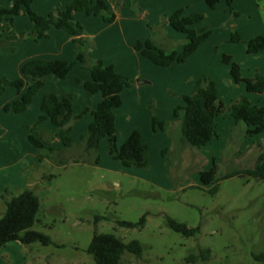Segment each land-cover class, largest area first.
Listing matches in <instances>:
<instances>
[{
  "label": "rangeland",
  "instance_id": "rangeland-1",
  "mask_svg": "<svg viewBox=\"0 0 264 264\" xmlns=\"http://www.w3.org/2000/svg\"><path fill=\"white\" fill-rule=\"evenodd\" d=\"M49 1L34 0L33 6L42 9L43 16L64 7H47ZM177 1L183 3L180 8H183L184 15L190 13L188 4L182 0ZM109 2L110 6L113 4V12L123 13L124 21L127 22V25L124 23L127 36H136L142 40L150 38L164 49L181 51L185 36L167 22V17L178 8L170 5L168 0H126L125 4L123 0ZM222 14L221 11H209V15L203 14L202 22L192 26L206 27L210 31L209 37L196 53V60L204 62L206 75L217 79L220 96L224 90V93L231 90L224 80V76H230V73L229 66L222 62V54L233 51L239 56L242 50L246 52V43L230 42L225 37ZM259 15L256 18L258 25ZM23 18L31 22L26 15ZM94 18L77 12L74 23H79L82 29L86 27L90 32L108 25L101 18L102 26L98 28ZM238 22L241 23V20ZM110 28L98 32L101 37L96 39V46L88 47L83 43V50L103 56V63L114 61L121 55L129 56L121 34L114 30L115 27ZM11 29L16 37L8 38L10 31L5 29L1 38L4 44L0 45V77L8 80L19 76L18 65L22 59L27 60L48 51L49 44L53 46V40L48 43L45 39L34 40L29 35L32 30L24 32V37H19L20 32L13 29V26ZM70 44L76 47L73 41ZM190 62L185 66L189 67ZM241 65L244 62L241 61ZM75 67L83 70L76 63L70 71L73 76ZM225 67L228 69L226 75L222 72ZM154 68L161 72L166 70L156 65ZM144 71L146 74L152 73ZM243 71L245 74L247 65L243 66ZM154 78L155 85H146L150 90L148 95L153 99L147 100L142 106L135 103L138 115H134L131 121L119 117L116 125L118 146L130 135L129 128L135 127L132 131H139L136 129L138 127L141 129L140 133L149 147L147 168L125 167L120 161L114 160L109 155L107 137L101 139L96 153L84 151L82 136L92 121L93 110L84 112L86 107H81L79 99L74 113L80 117L71 124L73 145L64 148L56 137L58 128L49 119L38 122V129L31 131V125L42 114L41 102L34 99L23 113L5 111L6 104H2V101L16 97L17 90L8 85L0 91V134L5 129L15 134V139L7 134L6 139L0 140V164L9 158L11 152L14 155L10 147L15 146V141L18 152L27 153L32 150L37 155L36 166L40 167L35 172H42L47 177L42 193L39 194V219L33 229L53 241V244L47 246L39 242L30 245L18 241L8 242L0 249V264H96L86 249L92 236L99 233H112L125 242L136 239L142 244V256L138 258L125 252L122 264H264L263 260L254 258V255L264 254V180L248 176L222 179L214 194L209 192L213 184H203L200 180V172L212 167L218 178L232 170L253 168L258 156L264 152V130L246 135L244 124L236 123L230 112L224 110L216 117V134L210 143L199 148L181 145L180 127L175 123H169L168 131L157 130V133H153L151 124L148 126L144 120H140L142 113L156 112V108L164 111L163 107L171 98L164 88V76L156 73ZM57 80L59 89L74 86L71 79ZM237 84L245 90L243 83ZM47 87L56 89V83L48 81ZM47 87H43L38 94L42 96ZM71 94L75 101L76 95L74 92ZM252 101L256 103V98ZM127 108L130 109V106L127 105ZM140 111L142 113L139 114ZM31 132L54 150L40 148L29 141L28 135ZM11 141L13 145L9 146ZM96 154L97 163L94 160ZM38 185L35 186L37 190L40 189ZM143 215L145 222L142 227L129 228L117 224V221L122 220L138 222ZM96 216H104L105 219L96 220ZM166 216L189 227H198V232L194 236L185 237L169 227ZM200 248L210 250L209 259L189 260V256L197 254Z\"/></svg>",
  "mask_w": 264,
  "mask_h": 264
},
{
  "label": "trees",
  "instance_id": "trees-1",
  "mask_svg": "<svg viewBox=\"0 0 264 264\" xmlns=\"http://www.w3.org/2000/svg\"><path fill=\"white\" fill-rule=\"evenodd\" d=\"M11 7L0 6V45L5 29L9 30L8 38H15L16 35L11 29L13 17L21 12L25 13L33 23L30 36L39 40L47 35L51 27L62 29L73 36L72 41L77 48L75 60L72 62L63 59H42L35 58L24 62L20 67L19 78L8 80L0 77V91L11 85L16 88L19 97L8 102L4 106L5 111L14 113L23 112L33 101L36 93L43 87V79L47 75H55L65 78L72 67L78 63L82 68L90 71V79L85 81L83 86L89 93H101L102 99L96 109L91 111L92 121L88 125L87 132L82 136L84 151L96 153L102 138L107 137L109 143V155L123 166H134L147 168L149 165V148L143 143L139 131L134 130L120 146L116 140L115 109L122 105L121 92L124 88L132 86L135 81L118 73L112 64H105L100 59H90L83 50V40L78 36L81 26L74 23V13L83 11L86 15L100 16L106 23L115 20L116 14L110 10L106 0H70L63 8L49 12L46 16L37 14L32 9L33 0H10ZM119 2L120 0H115ZM210 9H215L220 0H202ZM230 12L233 10L234 0H224ZM204 16L199 12H192L184 15L183 8H178L170 16L167 22L174 30L184 34L185 39L180 52L175 49H164L157 45L152 39L137 40L133 47L142 56L158 66H169L173 63H182L193 54L197 48L209 37L210 31L206 27L194 28L195 24L202 22ZM25 33L20 32L19 37ZM231 42H239L240 34L233 30L230 35ZM264 51V36L259 35L247 41L246 52L257 54ZM222 62L229 66V73L235 83H243L248 93L263 95L264 102V77L255 73L252 77H244L240 65L234 62L230 55L222 54ZM25 88L24 91L22 89ZM74 95L71 93L61 98L54 92L44 94L40 109L42 114L38 121L31 125V131L37 128V123L49 119L58 128L56 137L61 141L64 148L73 145L71 138V124L80 116L73 110ZM182 105L173 109V117L178 120L180 127V143L182 146L202 147L210 143L216 134V116L224 110L230 112L236 123L242 122L245 126V134H258L264 130V105L257 106L251 103L245 95L240 96L228 106H225L217 99V88L215 82L207 75L202 74L195 83L194 90L190 94L181 95ZM88 109L86 108L84 112ZM151 127L153 131H168L169 123L157 118L152 114ZM29 141L40 148L50 151L54 149L47 147L45 143L34 136L31 132L28 135ZM98 162V155L95 156ZM215 168L200 172V180L203 184L212 183L209 190L214 194L218 190V182L222 179L234 176H248L256 180H264V152L258 156L253 168L232 170L222 175L215 176ZM6 195L2 196L3 211L0 215V249L8 242L18 241L23 245H30L39 242L42 245H51L53 241L47 235L33 229L38 221L37 215L40 211V199L35 191L26 188L15 192L5 188ZM96 220L105 219L104 216H96ZM167 223L171 229L181 233L185 237L194 236L198 227H189L184 223L175 221L166 216ZM145 222L143 215L138 222L117 221L122 227H142ZM86 252L91 255L96 264H122V256L125 252L142 256V244L136 240L128 242L112 233L94 234L89 242ZM210 257V250L200 248L197 254L189 256V260L205 261ZM257 260L264 261V254L254 255Z\"/></svg>",
  "mask_w": 264,
  "mask_h": 264
},
{
  "label": "crops",
  "instance_id": "crops-1",
  "mask_svg": "<svg viewBox=\"0 0 264 264\" xmlns=\"http://www.w3.org/2000/svg\"><path fill=\"white\" fill-rule=\"evenodd\" d=\"M70 0H50L48 2L47 7H55V6H63L67 4ZM184 3L188 4V6L191 8L190 13L192 12H199L202 14H208L209 11H221L222 14V19L221 17H218L221 19V22H224L225 26V37L230 41V35H231V30H238L240 34V41L244 42L247 44V41L250 40L251 38H254L256 36L262 35L264 36V0H234L233 1V10L236 13H231L228 9V7L225 4L224 0H220L216 6L215 9H210L207 4L202 1V0H182ZM34 2V0H33ZM33 2L31 4L32 9L39 15L43 14L42 9H37V6H33ZM106 2L109 5L110 10V2L109 0H106ZM170 5H175L177 8H180L183 3H178L177 0H168ZM123 3H126V0H123ZM0 6L4 7H11L12 2L8 0V2H4L0 0ZM189 8V9H190ZM115 9V7H113ZM77 12H82L83 11H77ZM75 12V13H77ZM74 13V15H75ZM232 15H231V14ZM116 18L113 22L107 23V26H102V22H100L99 19H101L100 16H93V15H84L86 17H95L94 22L98 28L102 26L101 29H97L95 32H90L88 29L81 28L79 30L78 36L81 37V39L84 41L83 43L86 44V46L90 47V45H95L96 46V39L100 38L98 32L100 30L104 29H111L110 27H115L114 30L118 33L121 34V37L124 39V41L127 44V55L122 57V55L109 63L105 64H112L115 68V70L128 77L131 80H134L135 83L130 86L126 87L122 90L121 92V98H122V105L118 108L115 109V124L117 125L118 123V118L120 117L121 119L123 117L127 118L129 121L133 119L134 115H138V112L134 108V104L137 103V105L142 106L147 102V100L153 99L152 96L148 95V92L150 91L146 85L153 86L156 84V80L154 78V74H159V76H164V88L170 93V100L167 102V105L163 107V109L156 108V112H147L145 115L142 113V118L140 120H144V123L148 124V126L151 124V118L152 114H154L157 118L161 120H166L168 123H175V125H179L178 120H169V118L175 119L173 116V109L177 105L183 104V101L181 99V95L185 94H190L195 87L196 80L202 75H206V69L203 61L196 60L198 53L199 47L203 44H201L197 50L191 54L185 62L182 63H173L169 66H165L166 70L161 72L157 71L154 67L155 64H153L151 61H149L147 58L142 56L139 51H136L133 47L134 43L137 40H142L139 37L136 36H127L126 35V28L124 26L127 25V22L124 21L123 13L118 12L115 13ZM189 14V13H188ZM259 15V25L258 21L256 20L257 15ZM23 15H26L25 13L21 12L19 15H16L13 17L12 20V26L13 29L17 30V32H30L33 28V23L29 22L28 20H25L26 18H23ZM27 16V15H26ZM43 16V15H42ZM28 17V16H27ZM81 17V16H79ZM231 17V18H230ZM243 17V18H242ZM262 17V18H261ZM18 18V19H17ZM89 19V18H87ZM258 19V18H257ZM30 20V19H29ZM86 20V18H85ZM238 20H241V23L238 22ZM31 21V20H30ZM84 21V18L82 19ZM109 28H106L108 27ZM112 31V30H110ZM108 37L106 36V39ZM42 39H45V41H52V45L50 44L47 46L49 47V50L46 52L38 53L37 56L29 58L27 60H21L19 65H18V72L19 78L21 76L20 74V67L21 65L30 60V59H35V58H42V59H56V58H62L63 60H74L77 54V48L72 46L70 43L73 39V36L70 35L69 33L63 31L62 29H57L55 27H51L50 29L47 30V35L42 37ZM144 40V39H143ZM106 43V41H104ZM231 42V41H230ZM40 43V42H39ZM67 45V47H66ZM246 48V47H245ZM244 49V47H243ZM242 50V49H241ZM66 52V55L63 56V54ZM88 57L90 59H100L104 62L103 56H100L99 54H95L94 52H89V50L86 51ZM227 55H230L232 60L237 62L240 65L241 68V73L245 77H252L255 73H259L264 77V51L257 53V54H248L247 52H243V50L240 53V57L235 55L233 51H226ZM49 56V57H48ZM131 57V59H130ZM191 60V64L189 67L185 66L188 61ZM241 61L244 62V65H247V71L245 74L243 71V66L241 65ZM138 66V68H137ZM158 66V65H156ZM163 67V66H160ZM152 71L150 74H146L145 71ZM76 72L73 76V74L70 72L67 74L65 79H71V81H74V86L71 85L70 88L64 87V89H59L57 84L59 83V80H57L59 77L57 76H45L43 79V87H47L48 81L49 82H54L56 83V89H53L52 87H47L43 91L42 96L38 94V92L43 88H41L35 95L34 99L40 103L42 101V98L45 93L47 92H54L58 97H62L65 94L72 93L76 95L75 101H73V110L76 111L77 104H78V99L79 102H81V107L85 106L89 110H95L97 105L102 99L101 93H89L85 90L83 84L85 81H88L90 79V71L87 68H82L83 70H78L76 68ZM228 69L225 67L222 69L223 74H228ZM52 75V74H50ZM156 76V75H155ZM207 76L212 79L217 88V99L219 102H221L224 105H229L231 104L234 100L239 98L240 96H247L249 100L251 101L252 104L261 106V101H263V95L262 94H256V93H248L243 90V88L240 85H235L236 83L233 81L231 76L227 75L224 76V80L231 88L229 93H224L222 92V96L219 95V90H218V81L215 79V77L208 75ZM57 77V78H55ZM73 77V78H72ZM59 79H64V78H59ZM161 80V79H160ZM159 80V82H160ZM158 82V81H157ZM158 82V83H159ZM61 83V82H60ZM71 83V82H70ZM157 83V84H158ZM234 83V84H233ZM25 88L22 89L24 91ZM12 93V92H11ZM38 95V96H37ZM37 96V98H36ZM17 98L19 97V94L17 92ZM16 97H10L9 99H5L2 101V104H7L8 102H11L14 99H17ZM256 98V103H253V99ZM33 99V100H34ZM228 101L230 103H228ZM33 102V101H32ZM31 102V103H32ZM157 107H158V102L155 101ZM30 103V104H31ZM29 104V105H30ZM28 105V106H29ZM127 105L130 106V109L127 108ZM125 107L127 108L125 110ZM28 108V107H27ZM26 108V109H27ZM25 109V110H26ZM24 110V111H25ZM161 110V111H160ZM23 111V112H24ZM20 112V113H23ZM164 112V113H162ZM172 112V115H169V113ZM18 114V113H17ZM217 117V116H216ZM45 121L47 119H44ZM127 120V121H128ZM139 120V119H137ZM231 121V120H229ZM217 122V119L215 118V123ZM237 125V124H236ZM41 129V128H40ZM132 129H135V127L129 128L128 132H132ZM141 132L138 128H136ZM134 131V130H133ZM9 129H5L4 131L1 132L0 134V140L6 139L7 134L9 133ZM146 132L148 130L146 129ZM153 133H157V131H153ZM141 134V138L143 143H145L148 146V143L145 141L143 134ZM11 138L15 137V134H10ZM9 138V139H11ZM15 139V138H14ZM117 140V139H116ZM13 145L12 141L9 143V146ZM15 146L10 147L11 151H14V155L11 154L9 155V158L6 159V161H1L2 163L0 164V215L2 214L3 211V202H2V196L6 195L5 188H10L15 192H20L26 188H31L35 191V193L38 195L40 198V195L42 193V189L44 188L46 177L45 175L41 173L35 172L40 166H36V157L37 155L34 154V152L31 150L30 152L27 153H20L18 152L16 148V141H15ZM149 148V147H148ZM30 154V157L28 155ZM35 172L34 175L32 172ZM51 178V174H49ZM38 180V181H37ZM44 182V183H43ZM39 184L40 189H36L35 186L36 184ZM7 196V195H6ZM39 215V213H38ZM37 215V219L38 218Z\"/></svg>",
  "mask_w": 264,
  "mask_h": 264
}]
</instances>
